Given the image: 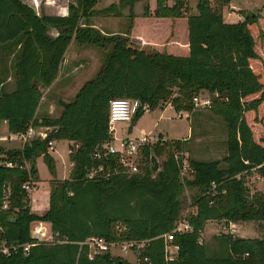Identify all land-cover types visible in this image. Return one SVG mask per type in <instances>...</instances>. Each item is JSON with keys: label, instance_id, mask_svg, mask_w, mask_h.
<instances>
[{"label": "trees", "instance_id": "trees-1", "mask_svg": "<svg viewBox=\"0 0 264 264\" xmlns=\"http://www.w3.org/2000/svg\"><path fill=\"white\" fill-rule=\"evenodd\" d=\"M133 1L119 0L96 9L98 0H69L67 14L59 16L39 15L22 0H0V68L1 73L11 69L14 79V88L7 91L6 78L0 77V122L6 121L11 133L24 132L29 125L50 128L45 138H34L20 148L0 146V199L4 186L10 188V208L2 214L5 236L9 242H33L29 224L36 220L48 222L53 236L51 242L31 246L28 254L17 250L0 256V264H264V238L226 235L211 252L199 242L208 221L264 222V191L251 192L243 179L251 172L264 177V140L254 130L255 124L260 125L255 115L264 103V68L262 73L253 66L260 59L251 31L258 16L247 12L244 20L228 23L222 6L229 0H216V5L198 0L197 14L189 13L185 0L171 5L156 0L153 13L147 6L140 15L130 12L124 34H103L92 26L93 17H121ZM147 29L146 37L139 36ZM72 40L104 50L103 63L72 100L61 102L57 117L39 119L42 89L55 80ZM170 41L187 53H170ZM205 91L213 96L209 110L226 126L222 160L188 156L192 179L183 181L184 158H175L174 153H184L188 139H165L142 147L145 164L139 173L87 177L91 167L102 163L111 171L120 170L114 166L115 155L110 156L111 166L93 158L111 140V99H138L141 107L133 120L144 105L153 109L170 103L176 111L191 114L193 98ZM60 139L74 143L69 147L72 165L65 179L55 177L48 153V143ZM39 156L52 175L48 208L41 215L31 212L30 198L22 188L26 182L39 181L35 163ZM161 156L160 169L153 173L150 163ZM185 186L197 188L198 193L190 205L194 210L182 217L180 195ZM182 218L191 230L174 234L171 243L177 254L167 259L163 235ZM90 237L108 243H144L141 248L132 246L137 263L109 251L90 259L89 247L83 243Z\"/></svg>", "mask_w": 264, "mask_h": 264}, {"label": "rangeland", "instance_id": "rangeland-1", "mask_svg": "<svg viewBox=\"0 0 264 264\" xmlns=\"http://www.w3.org/2000/svg\"><path fill=\"white\" fill-rule=\"evenodd\" d=\"M172 1V0H169ZM263 0H231L236 8L250 7L249 10H244L243 15L247 12H252L258 16L257 25L252 26V34L256 40V49L260 54V59L256 61L253 66L256 70L263 73L264 68V7ZM69 2V0H68ZM119 0H98L95 8L102 9L111 4L118 3ZM213 5H216V0H212ZM172 3L170 2L169 5ZM144 6H147L150 12H154L156 7V0H134L129 9L126 10V16L124 17H94L98 21V25L104 27H110L114 31H119L120 34L125 33L128 25L130 24L129 15L130 12L138 13L143 12ZM234 8V10L236 9ZM35 10V9H34ZM36 11V10H35ZM38 11V10H37ZM37 13V12H36ZM38 14V13H37ZM241 17V16H240ZM244 18V16H243ZM241 21V20H240ZM95 24L94 21H92ZM118 33V32H116ZM105 52L96 47H89L87 59L85 60L81 70L83 68L88 69L83 75H79L80 82L84 81L88 77H94V73L99 69L104 60ZM12 82L13 78L10 79ZM75 84V83H73ZM79 85V83H78ZM14 87V82L12 83ZM6 89V88H5ZM10 91V90H7ZM73 92V91H72ZM72 92L64 96V99L70 98ZM213 98L208 92H203L198 95L200 98L205 97ZM62 97H60L61 99ZM73 99V98H72ZM70 101V100H68ZM59 104L57 99L55 100V106L53 108V114L51 117H57L59 112ZM177 112L169 103H165L162 107H156L153 109H143V112L135 119L129 122H117L113 126L111 132L110 142L113 145H118V141L121 139H139L142 136H147L150 139L148 145H152L155 140H163L165 135L169 138H175L181 140L186 137L192 129L191 135L186 142L184 148V158L188 156L200 160H222L226 154V126L224 122L218 116L211 113L208 107L195 106V109L191 114L187 113L185 116L178 117ZM42 118V117H41ZM256 123L254 130L260 139L264 140V103L261 104L259 111L255 115ZM7 124H0V135L7 134ZM263 125V128H262ZM160 139V140H159ZM70 141L60 139L54 140V147L48 150V153L54 161L55 177L57 179H65L69 176L70 167L68 159ZM19 141H0V146L5 149L21 147ZM141 164H145L144 154L141 152ZM164 156L155 158L158 164L157 170L160 169L161 161ZM36 168L39 176V192L37 193L38 202L36 204L40 207L35 209L37 212H42L47 203L48 186L47 181L52 178L51 173L42 156H39L35 160ZM153 165V162L150 163ZM156 170V171H157ZM156 171H152L155 173ZM183 181L192 179L190 170L187 168L181 173ZM243 179L251 192L255 190L264 191V177H260L258 174L251 172L250 174H243ZM38 188V186H36ZM33 193V192H32ZM198 189L190 186H185L180 195L182 201V217L188 212L194 209L190 206L193 201V196L197 195ZM49 227L48 225H46ZM226 235L244 237V238H264V222L257 221H245L230 223L225 221H208L205 224L204 230L200 235L201 242H203L211 252L214 247L217 246L220 239ZM126 245V242H118L110 247L109 252L113 256H118L128 262L136 261L137 253L132 249L130 245ZM168 255L174 257L177 250L169 246L167 248ZM212 254V253H210Z\"/></svg>", "mask_w": 264, "mask_h": 264}, {"label": "built area", "instance_id": "built-area-1", "mask_svg": "<svg viewBox=\"0 0 264 264\" xmlns=\"http://www.w3.org/2000/svg\"><path fill=\"white\" fill-rule=\"evenodd\" d=\"M239 20H244L243 16L239 18ZM193 103L195 106H205L209 107L211 105V98L205 97L200 98L198 96L193 98ZM170 104V103H169ZM141 107V103L138 99L135 98H114L109 101L108 105V129L111 135V132L113 130V126L117 122H129L132 120L133 116L137 113L139 108ZM143 109H148L146 105L142 106ZM184 115L183 111L177 112L178 117H182ZM43 128L44 130H41ZM50 128L46 127H35L32 125H29L27 129L24 132H17V133H11L8 132L7 134L0 135V141H19L21 143L20 146H22L24 143L34 139V138H45L47 134V130ZM160 140V141H164ZM158 141V139H157ZM156 140L152 142L153 144L157 142ZM118 145H113L110 141H107L101 145L100 148H98L93 153V158L95 159H103L104 163L107 164V166H111L110 160L111 155H115L114 160V166L118 167L120 170H117V168H114V171H111L109 167H105V165L99 164L97 167H91L88 170L87 177L88 178H94V177H104L108 178L111 174L114 173H122L126 175H133L136 173H139L141 171V149L142 147L148 145L150 143V139L147 138V136H142L139 139H121L118 141ZM48 150L53 149L54 147V141H50ZM183 152H175L174 156L175 158H179L183 156ZM184 158V157H183ZM6 166L12 167V162H6ZM26 167H29L27 163H25ZM188 168L187 160L184 158L182 160V171L186 170ZM182 173V172H181ZM22 188L26 191L28 194V197L30 198L32 192H34L36 187V182H26L22 185ZM31 200V199H30ZM10 208V188L9 186H4L2 191V196L0 199V256L6 257L10 256L11 254L15 253L17 250H22L24 254H28L30 247L34 246L38 243H45V242H51L53 241V236L51 232L50 224L46 221L42 220H36L32 221L29 224V235L33 242L31 243H15V242H9L5 236V226L2 221V214ZM17 211L16 208H14V212ZM231 223V222H230ZM48 225L49 227H47ZM191 226L188 224V222L182 218L179 221H177L174 225V228L163 235L166 247V258L172 259L174 258V255L172 256L168 255L167 248L171 246L175 250H177V247L172 245L173 236L176 232H185L190 231ZM199 242H201V238H199ZM88 245L89 247V258L92 259L96 254H101L106 251H109L110 247L117 243H108L102 238L97 237H90L83 242ZM143 241L140 242H126V245H130L131 247L134 245L136 248H141L143 246ZM177 253V251L175 252ZM144 261L146 262L147 259L145 258ZM136 263L138 262L136 258Z\"/></svg>", "mask_w": 264, "mask_h": 264}, {"label": "crops", "instance_id": "crops-1", "mask_svg": "<svg viewBox=\"0 0 264 264\" xmlns=\"http://www.w3.org/2000/svg\"><path fill=\"white\" fill-rule=\"evenodd\" d=\"M22 1L27 3L28 5L32 6L39 15L45 14V15L64 16L68 12V10H67L68 0H22ZM173 1L174 0H172V1L166 0V2L168 4L170 2L173 3ZM185 1L187 3L189 13L197 14L196 4H197L198 0H185ZM115 4H118V3H115ZM234 8H236V7L234 6V3L231 2V0H229V3L223 4L222 16H223L224 21H226L228 23H236V22L240 21L239 20L240 16H243L242 12L244 10L251 9V6L245 7V8L244 7L236 8L235 10H234ZM127 9H129V6L125 7L122 10L123 15L121 17L126 16V10ZM141 13L142 12L140 11V12L134 13V14L140 15ZM92 21H94L95 24H93ZM97 21L98 20L93 17L91 19L92 26L94 28L98 29L99 31H101L103 34H114L116 32L119 33V31H114L113 29H110V27H107V26L104 27L103 25H98ZM154 21H166V20L155 19ZM163 30H166V29L164 28ZM148 33H149V31L147 29L146 33H143V32L139 33V36L146 37ZM182 33H183V37L186 39V26H185L184 22H183ZM122 34H124V33H122ZM167 46H168L167 50L172 54L185 55L187 53V49L185 47L179 48L178 45L173 44L171 41L169 44H167ZM89 47H93V46H90V45L82 46V45L77 44L74 40H72L69 43V45H68V47L64 53L63 59L59 65L58 73H57L55 80L52 82V84L49 87L42 89V97H41V100L39 102V105H38L37 111H36V117L37 118L40 119L41 117H51L49 115L53 114V108L55 106V100L56 99H57V103L60 106L59 112H61V110H62L61 102H69L68 100H72V98L75 96L76 92L81 87V85L85 81L90 79V77H88L87 79H85L82 82H80V80H79V78H80L79 75L80 74L83 75L84 73H86L88 71V69H86V68H83L81 70V67L83 66L85 60L87 59ZM1 71H2V69L0 68V77L6 78L4 81V87L6 88V90L11 91L14 88L12 86L14 79L12 82H9V81H11L10 79L13 78L12 71H11V69L8 72L1 73ZM97 71L94 73V75L97 73ZM73 83H75V84H73ZM78 83H79V85H78ZM69 92H72L70 98L64 99V96L68 95ZM60 97H62V98L60 99ZM183 113H184L183 116H185V114H187L188 112L183 111ZM1 123L7 124L6 121H1L0 124ZM41 130H44V129L41 128ZM49 130H47V131H49ZM191 132H192V130L190 127L189 134L186 137L182 138L181 140L189 139ZM164 137H165L164 139H175V138H171V137L169 138L167 135H165ZM73 145H74L73 141H70L69 147L73 146ZM16 148H20V147H16ZM68 153H69V150H68ZM71 165L72 164L69 161V167L70 168H71ZM49 180L46 183L47 184L46 186H48V192L46 195L47 203L44 206L45 208L43 209L42 212L39 213L35 210L37 208H40L36 204V202H38V199L36 196H37V193L39 192L38 191L39 185L41 184L40 181L36 182V186H38V188L30 196V199H31L30 200V210H31V212H33L35 214L41 215L48 208V194H49V184L48 183H49Z\"/></svg>", "mask_w": 264, "mask_h": 264}, {"label": "water", "instance_id": "water-1", "mask_svg": "<svg viewBox=\"0 0 264 264\" xmlns=\"http://www.w3.org/2000/svg\"><path fill=\"white\" fill-rule=\"evenodd\" d=\"M152 162H153L152 171H156L158 168V164L155 158L152 159Z\"/></svg>", "mask_w": 264, "mask_h": 264}]
</instances>
